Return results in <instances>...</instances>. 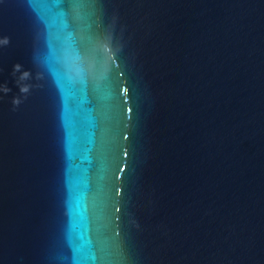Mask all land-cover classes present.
Masks as SVG:
<instances>
[{"label":"water","instance_id":"1","mask_svg":"<svg viewBox=\"0 0 264 264\" xmlns=\"http://www.w3.org/2000/svg\"><path fill=\"white\" fill-rule=\"evenodd\" d=\"M73 4L81 50L116 17L101 79L60 62ZM4 36L0 264H264V0H0Z\"/></svg>","mask_w":264,"mask_h":264},{"label":"clouds","instance_id":"2","mask_svg":"<svg viewBox=\"0 0 264 264\" xmlns=\"http://www.w3.org/2000/svg\"><path fill=\"white\" fill-rule=\"evenodd\" d=\"M69 17L75 21L83 20V12L78 4H73L70 7L57 34V38H60L61 34L63 38L64 47L60 62L67 74L68 81L76 84L89 79H101L103 75H106L111 70L115 57L123 47L120 41L114 40L113 37L116 17H113V22L107 26V31L92 37L91 43L84 50L74 47L71 43L75 33L71 29ZM9 44L10 38L8 36L0 38V47H7ZM33 63L38 65L41 62L34 56ZM48 70L50 72L51 69L49 68ZM11 75L15 78V84L19 89V95L13 96L11 100L13 110H15L27 99L34 87H42V85L30 83L33 80L32 71L23 69V65L20 63L13 65ZM41 79H43V74L37 72L35 80L39 81ZM11 91L12 89L6 83L0 84V93L7 95Z\"/></svg>","mask_w":264,"mask_h":264},{"label":"snow or ice","instance_id":"3","mask_svg":"<svg viewBox=\"0 0 264 264\" xmlns=\"http://www.w3.org/2000/svg\"><path fill=\"white\" fill-rule=\"evenodd\" d=\"M69 82V81H68ZM69 83H71V82H69Z\"/></svg>","mask_w":264,"mask_h":264}]
</instances>
